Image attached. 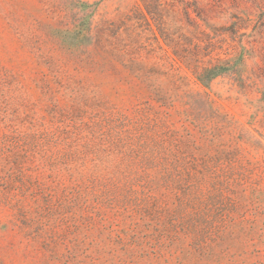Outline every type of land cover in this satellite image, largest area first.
Segmentation results:
<instances>
[{
  "label": "rangeland",
  "instance_id": "rangeland-1",
  "mask_svg": "<svg viewBox=\"0 0 264 264\" xmlns=\"http://www.w3.org/2000/svg\"><path fill=\"white\" fill-rule=\"evenodd\" d=\"M0 264H264V0H0Z\"/></svg>",
  "mask_w": 264,
  "mask_h": 264
},
{
  "label": "trees",
  "instance_id": "trees-1",
  "mask_svg": "<svg viewBox=\"0 0 264 264\" xmlns=\"http://www.w3.org/2000/svg\"><path fill=\"white\" fill-rule=\"evenodd\" d=\"M199 52V50H198ZM196 62H199V56L198 53L194 54V58H193ZM221 70V68H219L218 66L213 67V68H205L203 70V72L201 73V75H199L200 79L202 82H207V80L212 79L216 76H218L219 71Z\"/></svg>",
  "mask_w": 264,
  "mask_h": 264
}]
</instances>
